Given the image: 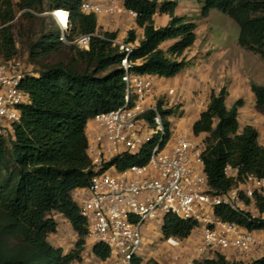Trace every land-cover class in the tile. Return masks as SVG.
Returning <instances> with one entry per match:
<instances>
[{"label":"trees","instance_id":"16d2710c","mask_svg":"<svg viewBox=\"0 0 264 264\" xmlns=\"http://www.w3.org/2000/svg\"><path fill=\"white\" fill-rule=\"evenodd\" d=\"M128 10L136 12L137 24L144 28V36L130 55L132 70L153 74L159 78L178 75L188 65L184 52L196 41L197 24L176 14V0H122ZM202 14L217 9L239 26L240 46L260 54L264 60V0H199ZM83 0H0V59L20 57L14 34L16 8L23 12L19 27L41 24L44 33L29 41L32 65L23 87L30 102L22 107L21 120L14 124L13 137L0 136V264H71L81 260L88 236L86 219L72 198V192L85 187L92 177L91 161L87 154V123L96 113L116 109L125 102L126 83L121 68L125 52L113 40L116 32L99 31L97 16L82 10ZM45 12L65 11L69 25L65 35L74 41L79 35L95 33L88 48L69 44L61 39L62 30L46 24ZM167 13V25L157 27L156 13ZM62 23L66 24L65 17ZM21 31H19L20 33ZM136 31L129 30L126 42L136 41ZM174 42L165 50L162 45ZM52 54H59L55 62H43ZM22 58V57H21ZM41 59V60H40ZM257 106L264 110V85L251 83ZM228 91H212L207 108L193 124L196 136L206 133L203 152L209 183L217 193L226 192L235 181L225 175L228 164L238 166L242 173L264 177V146L252 125L242 130L238 109L244 103L238 99L230 108L226 104ZM158 108L167 129V116L175 109ZM151 117V116H150ZM156 140L146 144L138 154L114 157L122 171L132 165L148 162ZM258 206L264 210V198L257 196ZM53 212L62 213L78 233L75 248L65 254L48 239L57 231ZM217 212L226 220L237 221L252 229L256 225L231 209L220 207ZM195 224L172 213L163 218L162 232L166 238L185 239ZM94 253L101 259L111 256L108 246L96 243ZM132 264H141L135 257ZM147 264H159L151 260ZM196 264H238L225 255L197 261ZM249 264H264V255Z\"/></svg>","mask_w":264,"mask_h":264},{"label":"built area","instance_id":"2783aa9c","mask_svg":"<svg viewBox=\"0 0 264 264\" xmlns=\"http://www.w3.org/2000/svg\"><path fill=\"white\" fill-rule=\"evenodd\" d=\"M82 10L114 18L120 12L137 18L122 0L96 2L83 0ZM67 24L60 21L61 39L69 44L88 48L95 33L79 35L68 41ZM125 52L121 68L126 83L125 102L116 109L96 113L89 119L98 130L88 137L87 154L91 161L92 177L85 187L72 192L81 215L87 221L88 236L96 243L110 248L120 264H132L143 245L142 226L158 212L172 213L195 224L202 243L196 256L187 264L212 259L218 254L228 256L238 264H249L264 255V210L258 207L257 196L264 198V177L255 173H242L238 166L228 164L225 175L235 184L226 192L217 193L209 183L203 152L204 140L191 137L183 130L176 131L168 115L170 126L164 124L158 108L159 77L132 70L130 55L135 42L113 40ZM32 74V65L24 58L0 59V136L14 135V124L21 120L22 107L30 102L23 87ZM170 102L179 98L177 87L165 92ZM163 103V101H162ZM164 110L170 109L166 103ZM151 116V117H150ZM156 140L147 163L118 170L111 160L117 156L138 154L149 142ZM231 209L243 214L256 226L252 229L226 220L217 209ZM172 245L175 237L167 238ZM232 255V256H233Z\"/></svg>","mask_w":264,"mask_h":264},{"label":"crops","instance_id":"0c3cea01","mask_svg":"<svg viewBox=\"0 0 264 264\" xmlns=\"http://www.w3.org/2000/svg\"><path fill=\"white\" fill-rule=\"evenodd\" d=\"M96 2H104L105 0H93ZM162 1V0H159ZM179 3V0H176ZM178 9L176 10V14ZM98 20V29L99 31H109L117 33L118 41H126L127 34L129 30L136 31V41L135 44H138L140 39L144 36V28L140 27L136 18L132 17L129 13L120 12L114 16V18H109V16L105 14L96 15ZM170 20V16L167 13H156L154 16L155 25L157 27L165 26L168 24ZM197 41V38H196ZM195 43L192 45L194 46ZM167 42V43H166ZM163 43L168 44L167 48L174 42V40H168ZM169 42V43H168ZM191 46V47H192ZM190 47V48H191ZM166 47L163 49H167ZM221 53L218 55V57ZM217 58V57H216ZM215 58V59H216ZM261 58V56H260ZM254 58L252 61H245L244 58H240L238 60H234L233 66L228 68L227 78L225 79L224 70L220 67H216L217 73L220 75L222 72V84H218V87L214 85L213 79L210 78V65L206 63V67L203 73H201V86H198L194 83L193 80L183 81L181 78L182 71L171 78H159L160 82L164 81H172L176 82L175 84H170V87H177L180 94V88L187 87L189 90L191 88L198 89V95L204 98H208L207 106L210 101V97L212 91H217L221 89V87L225 86L228 95L226 98V104L230 108L238 99H243L244 103L238 109V121L240 124V129L242 130L247 125H252L256 128L259 133L258 141L259 144L264 146V110H260L257 106V97L252 90L251 83L255 82L260 85H264V60ZM184 70V69H183ZM227 82V83H226ZM190 86V88L188 87ZM192 95V94H191ZM187 97V94H184ZM197 98L193 101L195 104L197 103ZM206 106V108H207ZM204 111V110H203ZM202 113V112H201ZM201 113H193L189 114L191 116V121L183 126L179 125L176 128V131L183 130L189 136H195L193 132V124L200 118ZM184 122V120H183ZM98 130L95 122L91 121L87 124L86 133L87 136L90 137ZM203 133L200 134L201 140ZM51 216L56 220L58 226L57 231L51 233L48 237L49 241L55 246L62 248L64 253H70L76 245L77 240L79 239L78 233L74 230L70 221L59 212H53ZM63 226V228H62ZM163 220L161 223V232L158 235H153L150 237V234L145 232L144 235L145 241H151L157 243V247L154 251L146 248V246L141 247L137 257L141 258V264H147L149 261L154 260L159 264H187V260L196 256V252L198 247L202 243V237L200 233L193 230L189 237L185 239H178V244L172 245L167 241V238L164 236L162 232ZM63 229L64 231H61ZM61 231V232H60ZM59 233V234H58ZM61 233V234H60ZM58 235L57 237H54ZM149 236V237H148ZM96 241L87 236L85 248L81 254V260H74L71 264H120L118 259L115 256H110L107 259L99 258L93 251L94 245ZM144 244V243H143ZM227 258L232 260L234 255L232 252L227 253ZM233 255V256H232Z\"/></svg>","mask_w":264,"mask_h":264},{"label":"rangeland","instance_id":"374dc122","mask_svg":"<svg viewBox=\"0 0 264 264\" xmlns=\"http://www.w3.org/2000/svg\"><path fill=\"white\" fill-rule=\"evenodd\" d=\"M14 1L18 2L20 0ZM202 7L203 3L199 0H179V3L177 5V15L183 16L186 19L191 20L197 24L196 44L191 48H188L183 54V57H185L189 63L186 68L182 70L181 78H183V81L185 82L188 80H193L194 83H196L198 86H201V73H203L205 68L207 69L206 63H208L210 65V78L213 79L214 85L218 87V84H222V81L224 79L221 76L223 72L220 75L217 73V66L221 69H225L224 77L226 79V75L228 73L227 69L233 66L234 60H238L240 57L244 58V60H247L248 62L249 60L252 61L254 58L259 59L260 54L240 46L238 42L239 26L232 18L217 9H211L209 14L205 16L202 14ZM34 12L36 13L37 11L34 10ZM22 14L23 12L21 11V9L16 8L14 34L17 41V54L22 58H27L29 56L28 42L40 37V35L47 29L43 30L41 24L38 23L29 27L25 26L24 29L23 27H19L18 24L22 21ZM37 15L49 16L48 12L42 14H39L37 12ZM57 18L60 19L58 15H52V18L47 19L46 24L55 27V24L58 25L59 23ZM19 31L21 32L19 33ZM167 45L168 44H164L163 47L167 48ZM220 53L221 55L218 57ZM60 58L61 56L59 54H52L45 58H42V61L52 63ZM172 83L175 84L176 82H160V80H158L160 94L157 100H161L163 101V103H166L168 108L175 109L176 113L171 117L173 119V125L176 126L175 128H177L179 125L185 127L184 125L189 123L192 119V115L189 114H193L194 112L201 113L206 109L208 98H204V96L201 97L198 95V93L200 92L199 87L198 89L191 88L192 90H189L187 87H181V96L179 98L177 97L174 102H170V98H167L165 92ZM188 87L190 88V86ZM223 87H221V89ZM218 91L220 90L217 89V92ZM184 94H187L188 96H185L184 98ZM196 98L198 101L195 104L193 101ZM202 135V137H204L203 140L205 141L207 134L203 133ZM198 136L191 135V137H196L200 140L201 137ZM162 220L163 213L161 212H158L154 218L147 220L142 226L143 237L144 235H146L145 232L149 233L150 237L153 235H158L161 232ZM60 230L64 231L63 229ZM57 236L58 235L54 237ZM143 243V247L146 246V248L150 249L151 251H154L157 247V243L145 241L144 238Z\"/></svg>","mask_w":264,"mask_h":264},{"label":"bare ground","instance_id":"6f19581e","mask_svg":"<svg viewBox=\"0 0 264 264\" xmlns=\"http://www.w3.org/2000/svg\"><path fill=\"white\" fill-rule=\"evenodd\" d=\"M54 15H55V16L58 15V17H59L60 19H58V18H57V19H58V21H60V22L62 23V21H63L64 18H63V14L61 13V11H55V12H54ZM64 17H65V21H67L66 13H65V16H64ZM63 24H65V23H63ZM66 24H67V22H66Z\"/></svg>","mask_w":264,"mask_h":264},{"label":"water","instance_id":"95a60500","mask_svg":"<svg viewBox=\"0 0 264 264\" xmlns=\"http://www.w3.org/2000/svg\"><path fill=\"white\" fill-rule=\"evenodd\" d=\"M48 14H52V15H54V12H49Z\"/></svg>","mask_w":264,"mask_h":264}]
</instances>
